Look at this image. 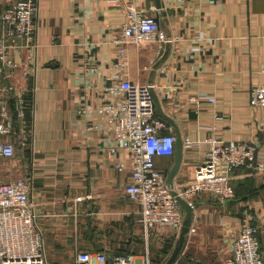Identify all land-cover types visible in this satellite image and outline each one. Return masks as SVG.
Returning <instances> with one entry per match:
<instances>
[{
  "label": "crops",
  "instance_id": "1",
  "mask_svg": "<svg viewBox=\"0 0 264 264\" xmlns=\"http://www.w3.org/2000/svg\"><path fill=\"white\" fill-rule=\"evenodd\" d=\"M37 1L32 77L26 82L17 73L10 81L30 97L27 141L18 130L12 134L15 154L0 160V181L31 179L47 264H74L82 251L142 258L140 247L161 235L144 236L139 207L125 194L129 163L98 112L120 95L105 88L125 81L152 85L155 116L167 126L162 134L194 143L182 145L176 190L191 184L207 139L250 143L263 156L264 108L249 106V90L264 85V0H159V9L154 0H129L177 41L127 44L121 68L116 42L125 16L116 3ZM173 164L174 153L155 158L165 177ZM229 178L233 198L219 203L202 195L191 220L193 236L202 246L222 245L225 261L237 229L264 222V167L233 169Z\"/></svg>",
  "mask_w": 264,
  "mask_h": 264
},
{
  "label": "built area",
  "instance_id": "2",
  "mask_svg": "<svg viewBox=\"0 0 264 264\" xmlns=\"http://www.w3.org/2000/svg\"><path fill=\"white\" fill-rule=\"evenodd\" d=\"M0 0V160L14 157L16 130L27 141L25 114L29 95L26 87H15L10 81L19 73L26 82L32 77L37 51V0H14L4 5ZM116 3L125 23L121 28V45L117 51L119 67L124 66L127 44L150 45L173 43L176 37H167L154 21L129 0H111ZM24 55V59L22 58ZM19 56L17 62L15 57ZM105 91L120 98L99 107L106 119L117 149L125 154L129 163L130 181L125 187L128 200L139 207L138 224L146 237L151 231L157 234L179 235L184 214L164 174L156 170L155 158L169 157L174 153L175 137L168 133L166 124L155 116L152 85L131 84L127 81L106 87ZM213 102V100L211 101ZM249 106L264 108V85L249 90ZM194 143L185 139L184 148ZM208 149L203 161L196 167L191 184L180 190L173 188L176 197L191 209L202 195H211L219 203L231 200L234 192L229 184L233 169L246 167L261 171L264 155H257L253 144L205 141ZM118 171L123 169L118 165ZM32 181L28 177L12 182L0 181V264H47L43 236L30 197ZM194 233L190 227L187 236ZM230 255L225 264H264V222L259 226L242 224L230 242ZM74 264H150L148 255L135 258L118 255L107 259L104 254L78 252Z\"/></svg>",
  "mask_w": 264,
  "mask_h": 264
},
{
  "label": "rangeland",
  "instance_id": "3",
  "mask_svg": "<svg viewBox=\"0 0 264 264\" xmlns=\"http://www.w3.org/2000/svg\"><path fill=\"white\" fill-rule=\"evenodd\" d=\"M193 235L186 236L182 252L174 264H225L227 256L226 252L220 251L222 245L218 246L215 243L210 247L202 246L200 241ZM177 239L178 235L173 234L149 239L140 247L139 255L147 254L150 264H165L175 247Z\"/></svg>",
  "mask_w": 264,
  "mask_h": 264
},
{
  "label": "water",
  "instance_id": "4",
  "mask_svg": "<svg viewBox=\"0 0 264 264\" xmlns=\"http://www.w3.org/2000/svg\"><path fill=\"white\" fill-rule=\"evenodd\" d=\"M154 3H155V8L159 9L160 8L159 0H154ZM154 21L158 24L157 18H154ZM152 98H153L154 105L156 106L157 111L159 113L156 98H155L153 93H152ZM163 119H165V118H163ZM165 120H167V119H165ZM175 144L176 145H175V152H174V164H173V167L170 170V172L166 175V184L169 187V189H171L172 195L175 196L176 200L178 201L180 208L184 214V218H183L182 226H181L180 233L178 235V239L176 241L175 247H174L170 257L165 262V264H174L176 262L177 258L179 257V255L181 254L182 249H183V245L185 242V238L188 235L189 229L191 227V220H192V209H191V207L188 204H186L183 200L176 197V195L173 191V179H174V177H175V175L179 169V166L181 163V157H182V143H181V141L177 139L175 141Z\"/></svg>",
  "mask_w": 264,
  "mask_h": 264
},
{
  "label": "trees",
  "instance_id": "5",
  "mask_svg": "<svg viewBox=\"0 0 264 264\" xmlns=\"http://www.w3.org/2000/svg\"><path fill=\"white\" fill-rule=\"evenodd\" d=\"M29 101H30V97H29Z\"/></svg>",
  "mask_w": 264,
  "mask_h": 264
}]
</instances>
